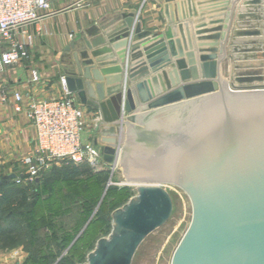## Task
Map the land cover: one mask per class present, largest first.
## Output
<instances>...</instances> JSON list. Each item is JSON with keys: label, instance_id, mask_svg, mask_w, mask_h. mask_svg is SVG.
<instances>
[{"label": "water", "instance_id": "1", "mask_svg": "<svg viewBox=\"0 0 264 264\" xmlns=\"http://www.w3.org/2000/svg\"><path fill=\"white\" fill-rule=\"evenodd\" d=\"M126 19L119 36L106 32L113 49H125L124 65L129 58L137 59V47L130 48L127 57V46L150 36L133 15ZM104 25L101 29L106 31ZM187 26L178 29L183 33ZM231 30L229 24L197 37L195 61L192 53H185L187 47L194 49L191 36L188 45L184 36L185 49L179 50L172 29L151 46L144 45L147 68L141 73L162 70L171 57L181 72L178 84L167 83L157 93L150 87L167 78L165 73L140 80V73L128 76L127 70L115 78L116 84L108 83L106 91L102 83L95 91L90 81L103 82L104 76L117 70H93L90 51L99 57L102 52L93 50L105 40L83 39L82 46L72 42L67 47L75 61V68L71 64L64 76L69 92L83 105L98 109L103 122L120 134L94 138L95 152L106 165L120 163L127 180L139 184L138 196L115 211L112 234L98 241L86 264H132L144 240L172 215L173 201L162 183L182 188L194 213L172 264H264V88L253 85L242 90L224 80L222 66L228 58ZM99 32V27H92L87 35ZM262 34L254 27L238 29L235 37ZM185 57L190 58L191 74ZM247 74L251 77L238 81H261V71Z\"/></svg>", "mask_w": 264, "mask_h": 264}, {"label": "crops", "instance_id": "2", "mask_svg": "<svg viewBox=\"0 0 264 264\" xmlns=\"http://www.w3.org/2000/svg\"><path fill=\"white\" fill-rule=\"evenodd\" d=\"M52 11L54 12L52 15H47L39 24L26 28V33L18 38L22 42V38L32 37V44L29 47L30 60L0 72V212L14 199L11 188L7 186L9 181L6 179L12 178L15 166L21 158L36 147L34 128L26 114L15 112L13 95L21 93L26 103L32 100L57 98L62 91L61 79L65 76V71L70 69L71 64L72 68H75L73 52L66 51L72 42H79L82 46L83 39L94 41L102 37L105 40V44L93 50L102 52L99 57H94L90 51V57L95 61L93 70H117L104 76L103 82L90 81L95 91L97 85H100L98 83H102L103 90L106 91L108 83L116 84L115 78L123 77V72L127 70L128 76L140 73L137 76L141 77L140 80H149L165 73L167 78L162 77L158 80V85L150 87L157 93L167 87V83L172 86L178 84V75L181 72L176 64L177 60L171 57L170 63L162 70L141 73L147 68L143 65V61L146 60L143 50L144 45L151 46L169 29H172L179 50L184 48V36L187 45L188 37L191 36L194 49L190 50L189 47L184 49L186 54H193L192 61L197 60L199 55L197 37L209 35V31L216 27L232 24L236 46L237 42L240 41L242 44L243 41V38L237 40V36L235 37L236 31L240 28L243 30L255 26L261 29L264 35V0H54ZM132 15L141 23L143 31L150 32V36L127 46V57L130 55V48L137 47V59L129 58L124 65L121 53L125 49H113L106 32L113 33L112 36H119L127 23L126 17ZM102 23L107 27L106 31L101 29ZM181 24L188 25L183 33L178 29V25ZM92 27H99L100 32L90 37L87 31ZM253 39L259 42L262 40L260 37ZM235 49L236 47L233 48L234 52ZM234 55L236 56V53ZM101 59L104 61L99 63ZM184 61L188 66L186 71L191 74L190 58L185 57ZM131 70L134 72L131 73ZM33 71H37L40 82H33ZM106 77H109V80H106ZM129 87L130 81H127V88ZM97 94L96 92V96ZM75 96L85 112L83 142L93 145L97 136L99 138L117 136V128L104 123L98 109L83 105L78 96ZM125 132L123 136H127V129ZM124 143L126 144L125 139ZM17 249L3 247L0 244V264H15Z\"/></svg>", "mask_w": 264, "mask_h": 264}, {"label": "rangeland", "instance_id": "3", "mask_svg": "<svg viewBox=\"0 0 264 264\" xmlns=\"http://www.w3.org/2000/svg\"><path fill=\"white\" fill-rule=\"evenodd\" d=\"M233 35L232 25L228 58L222 66L224 80L242 90L253 85L264 88V35L259 36L260 42L253 37H237V40L243 38L242 44L239 41L237 46ZM257 70L261 71V81H238L251 77L247 73ZM123 138L126 142L127 136ZM103 172L106 173L104 177L100 176ZM162 185L172 198V215L144 240L132 264H172L174 254L192 224L193 205L188 194L174 184ZM138 187V183L127 180L120 163L116 167L104 164L99 169L83 163L54 173L49 181H43L38 192H33L36 206L30 215L17 214L14 218L12 226L16 231L12 235L18 244L15 264H86L98 241L112 234L115 211L138 196ZM32 199L28 198L27 202ZM28 209L19 206L16 213H28Z\"/></svg>", "mask_w": 264, "mask_h": 264}, {"label": "built area", "instance_id": "4", "mask_svg": "<svg viewBox=\"0 0 264 264\" xmlns=\"http://www.w3.org/2000/svg\"><path fill=\"white\" fill-rule=\"evenodd\" d=\"M53 2L0 0V72L30 60L32 37H24L22 42L18 38L26 33V28L54 13ZM32 75L33 82H40L37 71ZM61 83L57 98L26 103L21 93L13 95L15 112L26 114L36 135L35 149L21 158L12 173L17 185H34L54 167L88 163L99 169L105 164L93 145L83 142L85 112L75 94L69 92L65 77Z\"/></svg>", "mask_w": 264, "mask_h": 264}, {"label": "trees", "instance_id": "5", "mask_svg": "<svg viewBox=\"0 0 264 264\" xmlns=\"http://www.w3.org/2000/svg\"><path fill=\"white\" fill-rule=\"evenodd\" d=\"M72 165H66L62 167H54L50 172L44 175V177L36 184L30 186H21L17 185L14 182V179L8 177L6 180L9 181L8 185L11 188V194H13V201L7 204V208L0 212V244L3 247H16L18 244L15 242L16 237L13 236L14 230L12 224L15 222V217L17 214L19 216H27L33 211L36 206V198L33 197V192H38L40 189V185L46 179L49 181V177L56 172H60L62 170L67 169ZM100 176H106V173H101ZM4 183V182H3ZM37 195V194H35ZM32 199L30 203L27 202L28 198ZM1 203V202H0ZM35 205V206H34ZM26 206L28 209V213H16L17 207ZM32 208V209H31ZM16 234V233H15Z\"/></svg>", "mask_w": 264, "mask_h": 264}]
</instances>
